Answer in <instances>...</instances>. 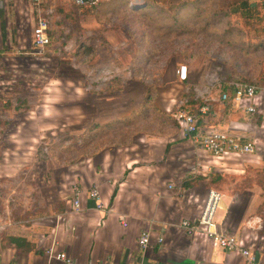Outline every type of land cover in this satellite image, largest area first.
Instances as JSON below:
<instances>
[{
  "label": "crops",
  "instance_id": "1",
  "mask_svg": "<svg viewBox=\"0 0 264 264\" xmlns=\"http://www.w3.org/2000/svg\"><path fill=\"white\" fill-rule=\"evenodd\" d=\"M37 16L30 0L0 5V130L7 138L0 152V177L35 180L29 192L38 190L41 200L35 208L45 211L30 224L0 221V264H245L239 252L219 247L203 232L189 234L181 226L184 219L198 221L211 189L224 195L217 213L222 228L240 238L264 263V197L262 184L251 172L264 164V114L249 117L236 105L222 103L219 112L205 118L214 122L210 125L252 139L256 145L252 154L211 156L196 150L172 125L158 136L141 139L144 149L136 152L129 151L131 143L116 140L111 147L103 144L88 156L80 155L88 125L96 123L105 129L131 118L132 106H123L131 100L121 102L112 94L85 90L83 41L82 52L71 65L76 75L70 90L61 81V72L66 75L67 70L53 64L61 48L53 51L49 46L39 53L34 46ZM78 18L83 32L101 28L94 15ZM104 32L114 43L112 34ZM259 86L260 108H264V85ZM119 104H123L121 110ZM63 131L72 135L75 131L76 138L59 143L66 155L68 147L76 146L78 154L73 159L51 154L52 138L45 139ZM42 144L50 149L49 156L40 154ZM46 163L50 167L41 170ZM49 184L51 191L44 193L43 187ZM94 187L102 209L90 196ZM76 189L80 190L78 211L73 209ZM144 232L150 233L145 248L139 245ZM58 253H66L71 261L58 259Z\"/></svg>",
  "mask_w": 264,
  "mask_h": 264
},
{
  "label": "rangeland",
  "instance_id": "2",
  "mask_svg": "<svg viewBox=\"0 0 264 264\" xmlns=\"http://www.w3.org/2000/svg\"><path fill=\"white\" fill-rule=\"evenodd\" d=\"M150 1L152 5L146 2L135 10L131 6L128 8L125 0H100L95 14L86 15H94L101 22V28L86 32H83L78 18L82 9L72 0H43L39 6L42 11L47 9L43 13L51 29L49 49L59 51L61 48V56H57L53 63L54 68L60 66L67 70L66 75L61 72V77L64 76L61 81L68 84L70 90L74 88L76 72L71 65L76 64L83 41L85 90L112 94L121 102L131 100L127 105L122 104L132 106L131 122L120 124L115 130L90 123L83 136L85 142L78 148L80 155L88 156L96 149H102L103 144L111 147L116 140L131 143V152L144 149L145 142L142 143L141 139L168 131L175 124V111L190 92L202 101L212 97L217 100L226 81L254 80L264 85L263 0H245L253 1L254 5L258 3L257 10L250 12L241 9L240 3L244 0ZM6 2L12 5L13 0H3L0 5ZM172 4L177 5L176 9H170ZM89 23L92 24V18ZM103 29L112 34L114 43L107 39ZM182 64H186L189 70L190 77L185 82L177 77V69ZM98 74L108 76L93 81V76L98 77ZM122 105L119 104L120 110ZM220 109L221 105L217 111ZM71 132H58L45 138H52L51 154L75 158L78 154L76 146L68 147L70 153L66 155V149L59 144L66 138H76L75 131L73 135ZM5 135L0 130V152L7 143ZM46 146L42 144L40 154L49 156L50 149ZM49 167L50 163H46L40 168L44 171ZM255 171L251 169L253 179L262 184L260 194L263 198L264 164ZM18 183H21V193L18 192ZM233 183L231 189L235 187ZM30 184L36 186V181L0 177V221L24 220L30 224L45 214L43 209L35 208L41 199L36 188L33 193L29 192ZM50 188V184L44 186L43 192Z\"/></svg>",
  "mask_w": 264,
  "mask_h": 264
},
{
  "label": "built area",
  "instance_id": "3",
  "mask_svg": "<svg viewBox=\"0 0 264 264\" xmlns=\"http://www.w3.org/2000/svg\"><path fill=\"white\" fill-rule=\"evenodd\" d=\"M43 0H31L37 6L38 16L36 24L33 28V43L39 53H43L51 45V37L49 34V21L43 15L39 8ZM77 7L95 6L99 0H72ZM264 1V0H263ZM146 5V0H129V6L133 8H141ZM177 77L180 81L185 82L189 79V70L186 64H182L177 69ZM261 87L257 83L232 81L229 82L225 90H222L220 99L222 102L231 100L233 105L241 110L246 116L254 114H264V108H260ZM213 98H204V105L200 107L201 114H207L210 109V101ZM174 118L179 124V128L184 136L190 139L196 150L203 151L214 157H222L226 154H252L256 150L255 142L245 135L234 132L229 129H222L210 125L206 119L205 124L200 125L195 114L188 112L182 108H178L174 113ZM198 165L193 167L197 172ZM74 199L75 211L80 210L79 193L76 189ZM90 196L98 201V208H104V204L99 199V191L97 187L90 190ZM224 195L215 189H211L208 193L207 200L202 209L198 221L193 222L190 219H184L181 226L189 233L203 232L216 245L229 251L239 252L245 264H264L257 253L250 247L245 246L243 242L232 233L226 232L222 228V224L217 220L218 209ZM123 224L127 225L126 218H122ZM150 242V233L144 232L140 236L139 245L145 248ZM58 259L71 261L66 253H58ZM12 264H20L15 261Z\"/></svg>",
  "mask_w": 264,
  "mask_h": 264
},
{
  "label": "trees",
  "instance_id": "4",
  "mask_svg": "<svg viewBox=\"0 0 264 264\" xmlns=\"http://www.w3.org/2000/svg\"><path fill=\"white\" fill-rule=\"evenodd\" d=\"M126 1V4H127V6H128V8H130V6H129V0H125ZM146 2H147V4H151L152 5V1H150V0H146ZM99 3H100V0H99V2H98V4L97 5H95V6H83V7H78V8H80V9H82V11H81V13L82 14H95L94 13V11L97 9V6H99ZM185 4V3H184ZM240 5H241V9L244 11V12H250V11H255V10H257V5H258V3L256 4V5H254L253 4V1L252 2H248V1H241V3H240ZM147 6H149V5H147ZM176 6L177 5H171L170 6V9H176ZM152 8V7H151ZM131 9V8H130ZM148 9H149V7H148ZM135 10H139L138 8H136ZM2 28L4 29V22H3V20H2ZM3 37H4V39H5V34H4V31H3ZM259 44V43H258ZM145 55H147V54H145ZM257 81H252V83H256ZM229 82L228 81H226L225 83H224V86H223V88H222V90H225L226 89V86H227V84H228ZM204 101H202V99L199 97V96H196L195 94H193V93H189L187 96H186V100L184 101V103L183 104H181L180 105V108H182V109H184V110H186V111H188V112H191V113H193V114H195L196 116H197V118H198V122H199V124L200 125H202V124H205V121H203V119H205L206 117H210V116H212L216 111H217V109L219 108V106L223 103L226 107H229V106H231L232 105V103H231V100H228V101H226V102H222L221 101V99L219 98V99H217V100H212V101H210V109H209V111H208V113L207 114H201V112H200V107L202 106V105H204ZM174 118V117H173ZM131 119H132V117L131 118H127L126 120H123V121H119V122H116L112 127H111V129H114L115 130V128L117 127V126H120V124L122 125L123 123H124V125H127V124H129V122H131ZM175 119V118H174ZM175 121V126H177L178 128H179V124H178V122L176 121V119L174 120ZM208 123L209 124H213L214 122L213 121H208ZM98 126H100V125H98ZM104 129V128H103ZM100 132V131H99ZM169 149V145H168V147H167V150Z\"/></svg>",
  "mask_w": 264,
  "mask_h": 264
}]
</instances>
